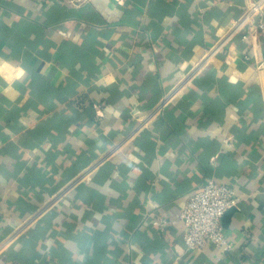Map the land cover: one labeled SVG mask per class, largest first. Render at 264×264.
Instances as JSON below:
<instances>
[{
	"label": "crops",
	"instance_id": "crops-1",
	"mask_svg": "<svg viewBox=\"0 0 264 264\" xmlns=\"http://www.w3.org/2000/svg\"><path fill=\"white\" fill-rule=\"evenodd\" d=\"M251 1L0 0V264H264ZM210 178L229 252L183 240Z\"/></svg>",
	"mask_w": 264,
	"mask_h": 264
},
{
	"label": "built area",
	"instance_id": "built-area-1",
	"mask_svg": "<svg viewBox=\"0 0 264 264\" xmlns=\"http://www.w3.org/2000/svg\"><path fill=\"white\" fill-rule=\"evenodd\" d=\"M251 13L253 14L250 18L252 31L244 34L243 38L247 39L251 32L258 31L262 37L264 48V5L259 1L249 2L245 9V17H250ZM208 60V54L202 56L195 69ZM166 104V98H163L161 106L164 107ZM91 170V167L88 168L80 175L79 179L89 180ZM60 194L53 196L47 205L54 202ZM238 203L239 198L231 184L212 178L208 179L199 191L190 196L179 214L185 227L183 240L186 250L203 249L212 245L224 252L231 251L234 244L223 227L222 218L228 209L237 206ZM172 221L167 216H161L155 218L153 224L164 229Z\"/></svg>",
	"mask_w": 264,
	"mask_h": 264
}]
</instances>
